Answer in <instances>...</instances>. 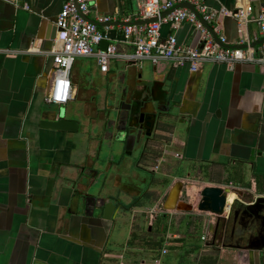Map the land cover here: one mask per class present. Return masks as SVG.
<instances>
[{
    "label": "crops",
    "instance_id": "0c3cea01",
    "mask_svg": "<svg viewBox=\"0 0 264 264\" xmlns=\"http://www.w3.org/2000/svg\"><path fill=\"white\" fill-rule=\"evenodd\" d=\"M138 1L93 0L86 16L93 20L97 15L111 16L114 22L134 20ZM247 1L252 6L249 21L239 25L229 12ZM63 2L19 0L14 5L0 0V264H231L233 249L223 245L203 243L195 254L193 246L183 251L186 232L195 228L201 236L206 235L207 213L164 210L163 233L157 227L160 222L156 223L159 239L148 235L156 224L146 233L137 220L127 239L122 240L98 210L88 215L77 207L76 186L84 168L90 163L94 165L89 157L96 149L101 160H97L95 167L110 168L102 182L103 194L121 191L122 174L128 172L131 177L132 172L119 170L114 164L108 166L111 151L102 150L99 142L91 144L93 140L85 128L81 132H67L40 126L43 118L52 117L47 111L54 107L45 97L54 67L51 52L56 33L54 37L52 33ZM24 3L28 8L22 7ZM206 3L213 9L228 11L219 13L213 24L228 45L251 46L264 36L256 20L264 13V0ZM104 26L99 27L104 31ZM121 28L111 24L105 31L109 43L115 44L118 51V56L109 61V69L114 65L120 69L127 66L126 57L133 50L119 41ZM170 33H175L179 43L196 45L197 36L188 22L175 31L162 24V36ZM99 49H103L100 44L95 47ZM85 58L96 60L95 56ZM76 62L82 65L77 60L72 64L71 97L61 106L66 113L82 115L83 111L86 119L100 130L104 121L100 114L105 99L103 73L109 70L100 71L96 60L101 84L90 79L87 88L81 89L77 86L81 77L79 66L72 76ZM158 65L156 72L167 75L165 85L171 91L172 101L181 106L163 134L172 154L181 151L186 159L188 173L184 180L192 182L194 171L201 169L203 177L198 187L233 188L227 205L234 201L236 205L248 204L264 197V65L238 62L229 68L224 63L207 62L197 71H191L188 64L174 67L162 61ZM84 74L86 82L91 76L86 71ZM143 173V182L147 184L139 189L143 191V203L134 210L148 209V204L155 200L150 194L157 190L152 177L147 170ZM170 174L171 186L178 177ZM193 187H188V200L196 204L197 190ZM121 194L125 203L131 201ZM163 198L159 196L156 201ZM153 217L149 211L147 220L151 222Z\"/></svg>",
    "mask_w": 264,
    "mask_h": 264
},
{
    "label": "built area",
    "instance_id": "2783aa9c",
    "mask_svg": "<svg viewBox=\"0 0 264 264\" xmlns=\"http://www.w3.org/2000/svg\"><path fill=\"white\" fill-rule=\"evenodd\" d=\"M18 5L19 0H4ZM93 0H64L62 8L57 14L55 25L57 27L52 49L53 71L50 78L45 100L48 104L61 106L66 104L71 97L70 71L77 57L95 56L100 71L108 70L109 61L118 56L116 45L109 43L106 49L95 50L102 40L107 39L108 29L113 19L111 16L97 15L94 21L105 25L104 31L95 24L88 22L82 16L89 11V2ZM191 3L201 18L215 29L213 25L219 13H226L224 9L211 8L206 0H139L137 17L125 21L157 17L149 23L124 25L121 28V39L133 48L127 59L134 60L139 66L147 60L152 65L168 61L172 66L189 65L191 71H197L203 63L220 62L232 68L238 62H250L264 65V42L257 50L247 45L246 48H224L213 39L207 27L196 17L195 13L186 7H176L165 16L161 14L167 9L182 2ZM24 8L28 5L24 3ZM252 6L249 1L236 7L233 15L239 25L249 21ZM82 13V14H81ZM259 31L264 35V13L257 17ZM183 22L191 25L193 34L197 36L196 45L179 43L175 33L165 37L161 34V25L169 24L175 31ZM221 42H225L223 35H219ZM158 264V263H156Z\"/></svg>",
    "mask_w": 264,
    "mask_h": 264
},
{
    "label": "water",
    "instance_id": "95a60500",
    "mask_svg": "<svg viewBox=\"0 0 264 264\" xmlns=\"http://www.w3.org/2000/svg\"><path fill=\"white\" fill-rule=\"evenodd\" d=\"M93 3V1L89 2L90 5ZM176 7H186L194 12L196 17L203 23L205 27H207L209 32L212 34L213 39L218 42L220 46L224 48H246V44L232 46L228 45L226 42H221L216 29L206 23V21H204L195 10L194 6L187 1L167 9L161 14V17L165 16ZM82 16L88 22L101 26L100 23L94 21L86 15L82 14ZM156 20L157 17H153L138 19L136 21H111L108 24L124 26L149 23ZM56 31L57 27L53 29V37L55 36ZM262 42H264V36L258 41L251 43V47L260 45ZM108 44L109 41L107 39L102 40L100 43L104 50ZM127 61L129 63H127V66H125L123 69H120L118 65H114L112 69H109L108 66L109 71L103 73L104 84L107 86L109 95L112 99V106L101 109L100 114L102 118H105V124L108 125V130H111V133L116 134L114 137L115 141L118 143L124 142L125 148H130L133 145V142L139 137V135H135V133L131 132L136 128V125H133L132 121H130L132 114L130 110L131 107L128 105L124 111L125 114L122 115L121 112L124 110V107L122 105L119 108L117 103L119 104V101L121 102L123 100V92H129L126 88H128L133 76L132 67L140 70L141 66L139 67L134 60ZM157 66L159 65L152 66L151 74H153V77H156ZM51 76L52 75H50V78ZM121 87H124L126 90L123 89L121 91ZM154 92L155 91L152 93L153 100L156 99V94ZM171 98L172 96L170 95L168 102H170ZM53 106L55 107L54 110L50 109L47 111L48 113H51L52 117L43 118L40 121V126L59 131L77 132L79 130V120L67 117L66 110L63 106ZM148 111L151 110L142 109L140 111V119L141 117L143 118L145 113L148 114ZM102 114L104 116H102ZM153 116H156V113L151 115V119ZM140 119L139 121H141ZM121 121L123 122L124 126H119L118 128L117 124ZM144 126L146 132L142 134L143 138L150 137L153 128L152 121L144 123ZM99 131L100 133L97 136L89 135L91 140H102L103 129H100ZM120 134L122 136L118 137ZM203 139L204 135L201 136L200 139L199 150L197 152L198 156H201V146ZM115 149L116 146L111 147V151H114ZM97 160H101V157L96 158L94 165L98 163ZM116 167L119 170H124V172L128 170L127 165H125L123 162L120 165H116ZM109 169L110 168H103V170H100L99 168H96L94 176L102 177L100 180V185H92V183L89 182L82 189L76 186L77 192L74 194L77 207L80 210H83L88 215H93V213L98 212L103 218L107 220L113 218L115 214L118 213V211H128L133 208V206L129 205V203H125L121 191H118L115 194H110L109 192L108 195L103 194L102 190L104 186L101 184L104 182V178L106 174H108ZM82 175L88 176L85 170L82 172ZM80 181L81 179L79 182ZM182 185L183 182L180 180H177L173 183L165 197L162 206L163 210L169 211L174 209L176 211L182 212H192L194 210H198L200 212L207 213L209 219L207 223L208 229L206 235L201 236V240L203 241L204 245L210 243L223 245L227 248L233 249L232 256L230 258L232 260L231 264H264V197H257L252 203L248 204L239 203L236 205V201H234L231 205H227L228 194L233 192V188L229 186L203 185L201 187H197L195 196L198 198V201L196 204H193L179 200ZM227 206L228 212L226 213ZM235 207H237V210H235Z\"/></svg>",
    "mask_w": 264,
    "mask_h": 264
},
{
    "label": "flooded vegetation",
    "instance_id": "af4514ba",
    "mask_svg": "<svg viewBox=\"0 0 264 264\" xmlns=\"http://www.w3.org/2000/svg\"><path fill=\"white\" fill-rule=\"evenodd\" d=\"M132 73L133 76L131 78L130 84L128 88H126L129 92H123V100L121 102L119 101V104L117 103V105L119 106V108L123 105L124 110L121 112L122 115L125 114L124 111L126 110V107L130 105V110L132 112L130 121H132L133 125H136V128L133 129L134 131L131 132L135 133V135H139L138 139L133 142V145L130 148H125L124 142L118 143L117 141H115L114 137L116 134L111 133V130H108V125L105 124V118H103L104 121L102 124V140H93L91 144H98L99 141V147L102 150L104 148H107L110 151L112 146H116V149L114 151H111V155L108 156L109 160H107V165L110 166V164H114L116 166L122 164L123 162L125 165H127V169L132 172L131 177H129L130 175L128 174V172H126L125 175L122 174L123 178L121 177V179L123 184L120 190L131 198V201L128 203L129 205H132L133 208L138 204L141 205L143 203V199L141 198L143 191H140L139 189L140 187L145 188L147 185L145 184V182H143L145 180V175L143 172L144 170H147V172L152 177V181L154 182L153 186L157 189L156 191L150 193L151 196L155 198V200H153L150 205L148 204L149 207L146 206L149 209L148 211H150V213L154 216L151 222L147 220L148 230L156 223L162 222L160 231L161 233H163L166 218L162 206L170 187L173 185H169L172 180L170 173H173L174 170L172 167L179 163L180 160L186 161L181 151H176L172 154L167 142H165L163 133L168 127V124L171 122L172 115H176L181 106L179 103L177 104L175 101H172V98L170 99V102H168L169 96L171 95V91L166 88L165 85L167 82L166 74L164 76V74L156 72V77H153V74L151 73L146 76L143 74L142 71L133 67ZM96 84L100 85L101 83L98 81V83ZM103 85L105 87V99H103L102 109H105L106 107L112 106V99L109 95L107 86L105 84ZM123 89L126 90L124 87H121V91ZM166 89L167 91H165ZM153 91H155L154 93L156 94V99L154 100L152 98ZM54 108L55 107L50 109L54 110ZM142 109H147L151 111H148V114L145 113L143 118L141 117L140 119V111ZM155 113L156 116H153V118L151 119V115ZM76 114L81 115V113L77 112ZM102 116L104 115L102 114ZM73 118L78 119L75 117ZM139 119L141 121H139ZM148 121H152V134L150 137L143 138L142 134L146 132L144 123ZM117 126L118 128L119 126L123 127V122H119ZM119 136L122 135L120 134L118 135V137ZM96 150L95 153H93V155L89 157V161H92L93 163L94 161H96L95 158L99 157V153L97 154ZM185 161L183 166L185 165ZM88 165V167L84 168L88 176H83L82 174H80L79 178L81 179V183L79 182L77 185L80 189L84 188L89 182L92 183V185H100V180L102 177L94 176L95 169L97 167H95V165L91 163ZM183 172L184 173L181 175H176L174 173L173 175L175 177H178V179H176L175 181L180 180L183 182L179 200L184 202H190L188 200V189L193 186H199L200 180L203 177V173L201 169L195 170L193 173L192 182H189L187 180H184L187 177L188 173L186 165L183 169ZM137 178H139L140 180ZM101 185L103 186V184ZM138 190L140 191V194H138ZM157 194H159V196H164L162 201H156L159 199V196H157ZM159 216L161 219H158ZM163 252H165V250Z\"/></svg>",
    "mask_w": 264,
    "mask_h": 264
},
{
    "label": "rangeland",
    "instance_id": "374dc122",
    "mask_svg": "<svg viewBox=\"0 0 264 264\" xmlns=\"http://www.w3.org/2000/svg\"><path fill=\"white\" fill-rule=\"evenodd\" d=\"M85 57H77L76 60L80 61L82 63V65L79 66V64H77V62L73 65V69H72V76L74 74H76V66H79V71L81 73V77L78 81V85L81 89H85L87 88V82L91 79L96 81V83H98L99 78L97 77V75L99 74V72L97 71V64H96V60L95 59H90L87 58L85 62ZM79 63V62H78ZM152 64L147 61L144 60L141 63V69L143 71V73L145 75L150 74L152 71ZM85 71L87 73L90 74V78H87V81L85 82L86 78L84 79V73ZM67 116H73L75 118H78L79 122H80V127H79V132L82 131V129H86V133H88L89 135H93V136H97L100 131L98 127L93 126L88 119H86L85 115L83 114L82 111V115H77V114H71V113H66ZM107 149V148H106ZM104 148V150H106ZM185 160H180L179 163H177L176 165H174L173 168V173L176 175H181L183 174V169L185 168V165L183 166ZM172 173V174H173ZM190 182V181H189ZM194 189V187H193ZM197 189H194V191H196ZM157 196H159V194H157ZM149 209H145L142 208L140 210H121L119 211L117 214H115V216L111 219H109V225L111 226V228L114 230V233L117 234V232H119L118 236L119 239L122 240H126L127 237L129 236V230H131V226L138 220L140 222V226L141 228L144 230V232H148V224H147V218L149 216ZM146 212V213H145ZM145 213V215H144ZM158 219H161L160 216L158 217ZM161 221V220H160ZM159 222V221H158ZM162 222H160V225L157 226V224L153 227V230L148 234L151 238L154 239H159V235L155 233V229H157V227H161ZM157 226V227H156ZM160 230V228H159ZM158 231V230H157ZM156 234V235H155ZM144 236V239H149L148 236H145L144 234H142ZM154 235L156 237H154ZM186 238L184 240L185 242V248L183 249V251L186 250V248L188 246H193L195 247L193 250L194 254L196 253V251L201 248L203 246V241L200 239L201 236V232L199 231V229H192L190 232H186ZM116 235L114 237H117ZM182 252V251H181ZM173 252L170 253V255H172ZM186 257V256H185ZM184 257V258H185Z\"/></svg>",
    "mask_w": 264,
    "mask_h": 264
}]
</instances>
